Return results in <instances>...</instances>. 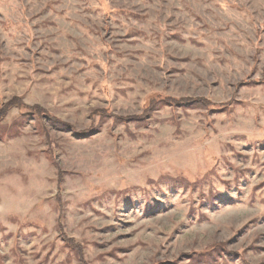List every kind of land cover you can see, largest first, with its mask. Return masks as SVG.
Masks as SVG:
<instances>
[{
	"label": "rangeland",
	"instance_id": "rangeland-1",
	"mask_svg": "<svg viewBox=\"0 0 264 264\" xmlns=\"http://www.w3.org/2000/svg\"><path fill=\"white\" fill-rule=\"evenodd\" d=\"M11 101L0 264H264V0H0Z\"/></svg>",
	"mask_w": 264,
	"mask_h": 264
},
{
	"label": "trees",
	"instance_id": "trees-1",
	"mask_svg": "<svg viewBox=\"0 0 264 264\" xmlns=\"http://www.w3.org/2000/svg\"><path fill=\"white\" fill-rule=\"evenodd\" d=\"M169 101L173 104L185 105V106L186 105H192V104H205V105L210 104L209 101L205 100V99H181V100H174V101L169 100ZM12 106H18L19 108L26 107L23 105V103H21V101H19V102L11 101L5 107L0 109V114H3L4 112H6V110L9 107H12ZM33 109H35V111L33 113L39 114L38 112H40V110L38 109V107L37 108L34 107Z\"/></svg>",
	"mask_w": 264,
	"mask_h": 264
}]
</instances>
